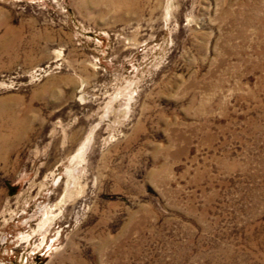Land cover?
<instances>
[{
  "label": "rangeland",
  "instance_id": "374dc122",
  "mask_svg": "<svg viewBox=\"0 0 264 264\" xmlns=\"http://www.w3.org/2000/svg\"><path fill=\"white\" fill-rule=\"evenodd\" d=\"M120 1L0 0V264H264V0Z\"/></svg>",
  "mask_w": 264,
  "mask_h": 264
},
{
  "label": "bare ground",
  "instance_id": "6f19581e",
  "mask_svg": "<svg viewBox=\"0 0 264 264\" xmlns=\"http://www.w3.org/2000/svg\"><path fill=\"white\" fill-rule=\"evenodd\" d=\"M131 1H134V0H122V1H120L122 4L123 3H125V4H127V3H129V2H131ZM168 7V6H167ZM169 11L170 10H166V13H165V18H169L170 16V13H169ZM169 16V17H168ZM129 96V95H128ZM127 96V97H128ZM130 97V96H129ZM83 96L81 95V99L83 100ZM126 98V97H125ZM130 99V98H129ZM125 100V99H124ZM127 100H128V98H127ZM131 100V99H130ZM129 100V101H130ZM84 101V100H83ZM124 103H126V102H124ZM128 103V102H127ZM126 103V104H127ZM126 106V105H125ZM129 106H130V104H129ZM128 107V106H127ZM127 107H122L123 109L124 108H126V110H127ZM128 109H130V108H128ZM125 110V109H124ZM123 110V111H124ZM125 110V111H126ZM27 129V128H26ZM16 136V135H15ZM14 135H13V138L15 137ZM8 135L7 136H3L2 134H0V141H1V145L3 146L2 148H9L10 147V141H8ZM89 144H90V139L89 138H85L84 139V141L81 143V145H79V147H78V149H77V151H76V153L74 154V157L72 158V160L71 161H73V164L71 165L72 167H70L69 169H67L66 170V173H67V179H66V182H65V188H64V191H63V196L61 197V199H60V201L62 200V201H64L63 200V197H64V195H66V194H69V192L71 191L70 190V188H71V185L75 182V180H74V182L71 180V178L72 177H75L74 175H75V172L76 171H78V168L80 167V165H82V160H84V155L86 154V152H87V149H88V146H89ZM6 149V150H7ZM85 161V160H84ZM80 171V170H79ZM78 171V172H79ZM78 178V177H77ZM75 179V178H74ZM58 180V179H57ZM75 184V183H74ZM73 186V185H72ZM74 187H75V185H74ZM71 194V193H70ZM70 194H69V197H70ZM65 198V197H64ZM67 198V197H66ZM57 205V204H56ZM45 211L43 212V217H42V219H41V221L39 222V225H38V229H40V234H41V236L39 237V244L40 245H42V244H44V242H45V239H46V236H47V233H48V231H49V229L51 228L50 227V224H49V221H51V220H53L54 219V217L56 216L55 215V213L53 214V211H52V209H44ZM35 234V232L34 233H28V234H23L22 235V239L24 240V241H28V242H30L31 241V239H32V237H33V235Z\"/></svg>",
  "mask_w": 264,
  "mask_h": 264
}]
</instances>
